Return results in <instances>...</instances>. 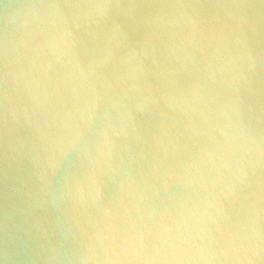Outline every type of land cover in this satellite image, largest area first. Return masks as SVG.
<instances>
[{"label": "water", "instance_id": "obj_1", "mask_svg": "<svg viewBox=\"0 0 264 264\" xmlns=\"http://www.w3.org/2000/svg\"><path fill=\"white\" fill-rule=\"evenodd\" d=\"M0 264H264V0H0Z\"/></svg>", "mask_w": 264, "mask_h": 264}]
</instances>
